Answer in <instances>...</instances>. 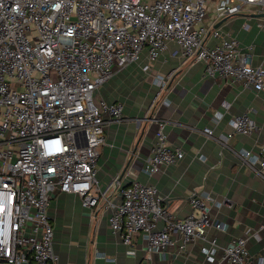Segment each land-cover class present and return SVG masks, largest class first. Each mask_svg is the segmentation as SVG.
<instances>
[{"label": "built area", "instance_id": "2783aa9c", "mask_svg": "<svg viewBox=\"0 0 264 264\" xmlns=\"http://www.w3.org/2000/svg\"><path fill=\"white\" fill-rule=\"evenodd\" d=\"M207 3L0 0V264H58L49 214L57 191L80 194L90 211L102 201L123 243L130 245L140 233L145 255L139 264H156V253L176 242L187 249L199 239L207 260H215L219 243L208 237L211 209L231 205L228 198L193 192L191 212L180 217L165 206L156 184L138 177L122 184L115 178L103 188L98 173L106 128L125 118L124 102L108 100L100 87L146 47L156 59L173 40L174 52L204 61L207 74L264 92V66L252 63L251 50L236 36L222 35L205 22ZM246 4L264 9V0H219L216 16L239 12ZM210 33L218 37L214 44L207 43ZM155 80L160 87L167 82L162 75ZM167 122L157 119L144 164L149 175L184 156L182 148L168 144ZM232 127L238 133L253 131L251 109L235 114ZM202 132L230 147L233 132L216 135L210 126ZM233 150L264 180V137L259 152ZM114 190L119 200L111 199ZM223 258L227 264H264V254L250 252L247 235L224 245Z\"/></svg>", "mask_w": 264, "mask_h": 264}, {"label": "crops", "instance_id": "0c3cea01", "mask_svg": "<svg viewBox=\"0 0 264 264\" xmlns=\"http://www.w3.org/2000/svg\"><path fill=\"white\" fill-rule=\"evenodd\" d=\"M218 1L208 0L205 22L222 35L236 36L242 47L251 50L252 63L264 66V9L246 4L239 12L219 17L215 11ZM217 39L210 33L207 43L214 44ZM177 47L169 40L156 59L149 58L146 47L137 61L101 85L100 93L105 98L124 102L125 115L106 128L98 161L101 185L105 188L119 176L122 184L134 177L156 184L166 197L165 206L180 217L191 212L193 192L231 201V205H213L211 209L213 224L208 237H216L219 243L214 261L207 260L201 249L205 242L199 239L187 249L176 242L164 254L156 253V264H227L223 246L241 235H247L253 255L264 254V180L233 150L260 151L264 92L239 80L207 74L204 61L184 59L174 52ZM145 65L150 67L145 69ZM158 75L167 78L164 87L157 84ZM248 109L256 128L247 134L233 132V116ZM158 118L168 120L167 142L182 148L184 156L149 175L144 164L155 139ZM205 126L212 127L216 135L233 132L230 147L203 133ZM110 197L119 200V192L111 191ZM49 214L58 264H139L145 255L140 233H135L127 245L112 230L109 209L102 201L90 211L82 204L80 194L57 191ZM218 222H224L225 229H218L214 224Z\"/></svg>", "mask_w": 264, "mask_h": 264}, {"label": "water", "instance_id": "95a60500", "mask_svg": "<svg viewBox=\"0 0 264 264\" xmlns=\"http://www.w3.org/2000/svg\"><path fill=\"white\" fill-rule=\"evenodd\" d=\"M258 14H260V13H258ZM127 168V167H126ZM126 170V169H125ZM120 178H121V176H119V177H117V181H120Z\"/></svg>", "mask_w": 264, "mask_h": 264}]
</instances>
